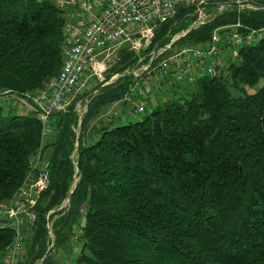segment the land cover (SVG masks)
I'll list each match as a JSON object with an SVG mask.
<instances>
[{
	"label": "trees",
	"instance_id": "16d2710c",
	"mask_svg": "<svg viewBox=\"0 0 264 264\" xmlns=\"http://www.w3.org/2000/svg\"><path fill=\"white\" fill-rule=\"evenodd\" d=\"M78 1L61 7L55 0H0V91L9 90L0 94V201L20 187L38 150L49 179L35 222L24 223L30 229L18 264H52V253L75 228L80 247L72 264H264V40L239 47L238 58L219 74L187 82L195 85L187 96L120 125H113L120 117L114 110L91 126L106 107L126 105L137 90L132 70L190 27L193 9L180 7L155 26L146 49L137 52L130 43L109 48L105 81L93 83V94L75 93L66 111L53 114L40 148L38 113L11 95L30 99L58 76ZM237 22L245 31L264 27V8L223 10L170 49L204 47L216 28ZM112 75L117 78L105 83ZM260 80L257 90L247 91ZM84 99L80 121L76 102ZM4 106L30 114L6 116ZM68 196V208L56 211ZM0 220L6 222L0 226L2 264L13 230Z\"/></svg>",
	"mask_w": 264,
	"mask_h": 264
},
{
	"label": "built area",
	"instance_id": "2783aa9c",
	"mask_svg": "<svg viewBox=\"0 0 264 264\" xmlns=\"http://www.w3.org/2000/svg\"><path fill=\"white\" fill-rule=\"evenodd\" d=\"M70 1L75 3L76 0ZM77 4L76 21L69 24L66 34L65 58L60 73L44 89L33 93L30 99L20 97L18 100L24 108L38 113L41 121L40 148L50 134L53 114L66 111L75 91L84 82L105 81L110 61L109 48L122 43H130L137 52L144 46L147 48L154 37L155 26L172 18L180 7L193 9L195 18L190 27L174 35L169 44L152 50L149 61L132 70L133 75L139 78L135 84L136 112L146 109L144 88L149 87L151 92L159 91L160 87L172 86L177 81L194 82L198 75L215 76L228 60L238 58L239 47L264 40V27L245 31L237 22L216 28L204 47L185 45L170 49L173 41L223 10L232 8L240 12L264 8V0H79ZM224 51H228L229 55L225 56ZM116 76L112 75L105 83ZM126 98L129 100V97ZM78 107L76 105V111ZM40 155L38 150L20 187L6 203L0 204V218L8 219L7 226L15 231L2 257V264L19 263L25 237L19 226L26 219L34 218L24 204L32 208L39 193L46 188L48 173L41 167ZM41 182L43 186L38 185ZM14 207L18 208V212L12 216ZM22 212L25 215H20Z\"/></svg>",
	"mask_w": 264,
	"mask_h": 264
},
{
	"label": "rangeland",
	"instance_id": "374dc122",
	"mask_svg": "<svg viewBox=\"0 0 264 264\" xmlns=\"http://www.w3.org/2000/svg\"><path fill=\"white\" fill-rule=\"evenodd\" d=\"M55 1H59L60 6L65 3L64 2L65 0H55ZM64 6H61V7H64ZM64 14L67 17V19H69V21H73L74 15H72L68 11L64 12ZM116 78H117V76L114 79H112L109 83L113 82ZM261 83H262V80H260V82L257 85L253 86V87H247V91L248 92H253V91L257 90V88L261 85ZM93 86H94L93 83L89 84V82H84L83 85L81 87H79L78 90L75 91V93H76L77 96L81 95L84 92L90 91ZM178 89H180L181 91L178 92ZM193 89H195V85L193 83H187V81H177V82H174V85H172V86L160 87L159 91L146 92L145 96L147 98V104H146V109L143 112H136L135 111L134 103L137 101V97L135 96V90H133L129 94V98H128L129 100H128V102H126V105H122V102H120V103H118L115 106L110 105V106L106 107L99 114V116L97 118H95L90 123V125L91 126H93V125L97 126L100 123L101 120H106V118H109L108 117L109 115H107V114L109 112H111V111H114V110L117 113L120 114V117H118L117 119L114 120L113 125H120V124L127 123L128 121H131V120H133V121L137 120L139 117L144 116L145 114H147L150 111V109L154 108L157 104H160V106H163L164 105L163 103L165 102V100H167L169 98L177 99V97L179 95H181V94L187 96L189 94V92H191ZM8 91H9L8 89H5V90L2 89L0 91V94H3V93L5 94ZM90 92H89V94H93L94 90H92ZM11 96L14 98V101H16V103H18L19 98H15V96H13V95H11ZM5 98H7V97H5ZM84 98H86V97H84ZM87 102H88L87 99H84L83 101L82 100H77V102H76V105L79 106L77 108V113L79 115V120L80 121L83 119V116H84V114L86 112ZM2 112L6 116H12V115H15V114H19V115H23V114H27L28 115V114H30V112L27 111L26 109H22V108L10 109L7 106L3 107ZM112 118L114 119L115 116H113ZM41 167L44 170L45 167L43 165H41ZM77 180H78V176L74 175V178H73V180L71 182V189L69 190V193L71 192L72 188L75 186ZM43 184L41 182L38 185L43 186ZM48 184H49V179H48V174H47V183L45 185L46 188H47ZM41 193H39L37 200L39 199V196H40ZM9 199L10 198H8L7 200L2 201V203H0V204L6 203V201H8ZM24 203L25 202H23V204ZM35 205H36V203L33 205L32 208H29L26 204H24V208L26 207V210L30 211L34 215L33 220L26 219V222L29 225L33 224L35 222V219H36V214H35V210H34L35 209ZM68 206H69V199L65 198L62 201V203L56 208V211L65 210V209L68 208ZM4 210H7V208L4 209ZM14 211H15V213L12 216L17 214L18 208L14 207ZM53 211L54 210L50 211L48 213V215L50 213H52ZM20 215H25V212H22ZM5 224H6L5 221L0 220V226H5ZM23 226H24V230H23ZM46 226H47V228L49 230V237H50V240H51V243H50V246H49V248H50L53 245L52 239H54V238H53V234H52V231H51V222L48 219H47V222H46ZM19 229L22 232L25 231V236H27V234L29 233V229L30 228L28 226L26 227L24 224H20ZM11 231H12V229H11ZM74 231H75V235L71 236L69 241L66 244H64L63 246H60L58 249H56V251H54L52 253V264H72L73 258L75 257V255L79 251L80 243L78 241V238H79L78 236L81 233V230H78V232H77L76 228H75ZM14 232L12 231V233H14ZM12 238H13V234H12ZM8 246L9 245L6 246L5 250L8 248Z\"/></svg>",
	"mask_w": 264,
	"mask_h": 264
},
{
	"label": "crops",
	"instance_id": "0c3cea01",
	"mask_svg": "<svg viewBox=\"0 0 264 264\" xmlns=\"http://www.w3.org/2000/svg\"><path fill=\"white\" fill-rule=\"evenodd\" d=\"M209 1H213V0H209ZM219 1V0H218ZM222 1H226V0H222Z\"/></svg>",
	"mask_w": 264,
	"mask_h": 264
},
{
	"label": "water",
	"instance_id": "95a60500",
	"mask_svg": "<svg viewBox=\"0 0 264 264\" xmlns=\"http://www.w3.org/2000/svg\"><path fill=\"white\" fill-rule=\"evenodd\" d=\"M146 48V46H144V49ZM70 196V195H69ZM69 196H68V199H69Z\"/></svg>",
	"mask_w": 264,
	"mask_h": 264
}]
</instances>
